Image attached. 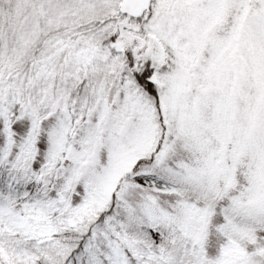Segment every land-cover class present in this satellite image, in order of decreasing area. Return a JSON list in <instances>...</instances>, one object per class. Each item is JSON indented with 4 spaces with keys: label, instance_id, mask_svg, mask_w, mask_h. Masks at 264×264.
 <instances>
[{
    "label": "snow or ice",
    "instance_id": "1",
    "mask_svg": "<svg viewBox=\"0 0 264 264\" xmlns=\"http://www.w3.org/2000/svg\"><path fill=\"white\" fill-rule=\"evenodd\" d=\"M0 264H264V0H0Z\"/></svg>",
    "mask_w": 264,
    "mask_h": 264
}]
</instances>
